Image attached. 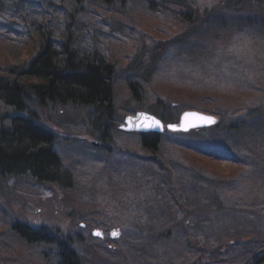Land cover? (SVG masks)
Here are the masks:
<instances>
[{
  "label": "trees",
  "instance_id": "trees-1",
  "mask_svg": "<svg viewBox=\"0 0 264 264\" xmlns=\"http://www.w3.org/2000/svg\"><path fill=\"white\" fill-rule=\"evenodd\" d=\"M58 1H49L61 21V28L53 32L52 17L48 18L45 12L24 16L20 8L5 7L6 0H0V7L6 9L3 15L12 20L22 19L27 28L31 25L29 29L35 35L30 59L17 65L0 62V180L16 178L22 182L28 177L35 183L51 186L54 195L50 199L55 204L64 195V190L72 189L68 158L64 150L55 145L57 135L40 120L39 113L48 105L89 106L92 132L100 146H104L99 151L102 155H105L107 138L111 133L120 134L119 125L130 111L143 109L155 114L164 124L178 122L180 108L184 106L221 117L227 106L241 105L246 116L185 132L166 128L162 134L125 132L134 145L143 150L141 155L125 148V162L120 158L111 160L115 171L117 167L120 170L128 167L126 176L120 180L112 177L104 187H96L93 182L85 184V192L79 191L76 203L65 205L60 201L64 211H76L79 217L87 220V226L91 224V218H100L102 212L107 222L102 221L101 226L105 229L113 223L132 225L138 233L136 241L131 239L120 245L117 240H110L117 244L108 249L107 241L98 238L88 242L85 237L79 243L71 234L57 232L50 226L34 227L17 219L9 221L2 214L0 264H105L101 255L110 256L111 264L118 258H122L118 264H155V257L165 251L173 253L172 260L165 264H264V229L260 224L264 219V156L257 160L251 149L252 142L258 143V138L264 137V104L259 100L264 92V32L258 24L261 20L264 22V17L255 7L256 2L264 0H225L224 12L213 14L199 9V0H147L141 9L145 13L144 19L133 15L127 17V12L136 13L138 8L132 6L123 14L113 7L112 0H63L69 4L68 9L57 7L54 3ZM83 4L91 9L82 10ZM95 7L99 9L101 28L91 23V18H96ZM104 13H115L110 19L115 25L112 30L106 31L107 26H103L110 24L104 16L108 14ZM117 15L123 18L120 22H116ZM154 17L161 23L155 27L161 26L159 29H163L166 37L155 39L153 34L141 33L140 26L150 28L154 25L143 21H153ZM251 23L254 26L248 27ZM11 26L10 22H0V34H7ZM131 28L137 29L135 34L141 42L131 55L132 64H127V67L134 66L133 70L124 76L130 91L129 100L120 103L115 96V80L127 67L120 69L106 57L110 46L103 38L116 37L126 44L137 35L126 33L124 39L114 33L125 29L131 32ZM165 53L171 54L168 64L173 68L161 74L158 62ZM164 77L170 85L191 89L190 93L204 88L213 94L222 92L226 95L223 99L231 103L235 101L232 95L237 90L234 89L248 95L242 97V103L237 99L233 103L236 105H222L221 102L214 103L222 96L214 97L208 93L197 97L173 90L165 94L157 88L151 92L149 86ZM202 130H209V133L199 132ZM194 137L204 142H193ZM176 142L207 159H231L242 166L234 179L220 176L226 181L220 194L203 192L214 208L231 211L234 216L232 230L212 227L211 220L204 231L198 230L196 221L200 214L197 212L202 206L207 209V201L198 198L195 185L207 183L220 190L222 183L208 170L200 169L203 172L191 176L195 185H189L195 193L189 191L182 200L178 194L184 195L181 184L185 178L167 172L176 171L182 162L189 166L192 163L174 151L178 149ZM90 175L99 177L98 172ZM243 177L248 182L249 179L257 180L261 187L249 185L246 188L244 182H238L240 178L244 180ZM167 179L175 182L167 183ZM162 181L165 188L160 190L158 182ZM238 189H241L240 193H237ZM57 191L60 194L57 195ZM95 192L104 196L105 205L93 202L94 209H91L89 199ZM232 192L241 198L234 196L232 199ZM35 201L36 205L42 201L48 205L53 203L36 198ZM167 204L178 209L182 219L173 223L163 216ZM242 205L249 209L246 215H241ZM112 207L113 212L107 213ZM95 209L100 215L97 212L90 214ZM6 237L15 242L13 249ZM28 243L37 250L27 253L24 247ZM95 256L101 260L96 261Z\"/></svg>",
  "mask_w": 264,
  "mask_h": 264
},
{
  "label": "rangeland",
  "instance_id": "rangeland-1",
  "mask_svg": "<svg viewBox=\"0 0 264 264\" xmlns=\"http://www.w3.org/2000/svg\"><path fill=\"white\" fill-rule=\"evenodd\" d=\"M50 0H6V5L5 7H9L11 9L13 8H20L24 16H33L38 13H46V16L52 17V22L51 26L53 27V32H56L57 29L61 28V21L58 16H56L54 13L56 10H53V6L51 5ZM112 5L115 8H118L121 10V13L126 14V11L131 10V7L133 6L134 9L138 8L136 10V13H132V11L127 12V17H130V15H133L132 17H141L144 19L142 15L145 13L141 12V9L146 6L147 0H112ZM256 2V1H254ZM57 7H62L65 9H68L67 7L69 4L66 1L60 0L57 3H54ZM226 4L225 0H199V9L202 10H207L208 12L211 11V13H222L223 7ZM83 9L84 11H87V9H91L88 7L86 4H83ZM5 7H0V22H10L12 24L11 28L9 29V32L7 34H0V62H6L10 63L12 62L13 64H19L23 60H28L30 59L31 53L34 51V45H33V38L35 37L34 33L30 31L29 28H31V25L29 28H27V24L24 23L22 19H17V20H12L11 18L3 15V11L6 10ZM94 7V6H93ZM255 7H257L260 12L261 16L264 17V1L261 3L256 2ZM95 11V16L96 18H91V23L92 25L99 26L102 25L101 20L99 16V9L98 7L94 8ZM108 15L106 16L105 19L107 20V23L109 25H103L107 26L105 27V30H112L114 28V24L110 20L111 14L112 16L115 14L113 13H104ZM55 15V16H54ZM171 15V14H169ZM116 18V22H120L123 18L119 15ZM120 17V18H119ZM54 18V19H53ZM150 19V18H149ZM156 17L153 18V21L147 20L143 22H151L154 23L152 27H146V26H140L141 33L148 35V34H153L155 39H159L161 37H166L162 31L159 29L161 26L157 29L155 26L158 24H161L159 21L157 22ZM262 21V20H261ZM259 21V26L263 29L262 31L264 32V22L261 23ZM255 22V21H254ZM124 24V23H123ZM245 24V23H244ZM138 26V25H136ZM254 26L252 23L248 25V27ZM256 26L255 28H257ZM101 28V27H100ZM254 28V27H253ZM152 29H156L158 34L153 33ZM18 30H21V33H19ZM258 31L260 29H257ZM137 32V29H132L131 32L128 29H125L123 32H118L115 31L114 34L124 38V36L127 34H132V35H137L135 34ZM11 36H9V35ZM150 37V36H149ZM104 42L108 41V45L110 46V51L108 55L106 54V57H110L111 60L114 61L116 67L118 68H123L127 67V64H132L133 59L132 54L134 53L133 51L136 49L137 45H140L141 39L137 35L135 38H130L129 42L126 44L121 41L122 39L118 38H112V37H106L104 36ZM125 39V38H124ZM110 40V41H109ZM112 42V43H110ZM127 44L130 45L129 49L127 48ZM150 45V42H148ZM148 50V49H147ZM171 54L165 53V55L162 57V59L158 62V65H160V72L161 74H165L167 70H171L173 68L172 65L168 64V60L170 59ZM134 66L127 67V70H124L123 72L121 71V74L119 75L120 77H117L115 80V89H116V100H118L120 103H123L125 99L129 100V93L130 91L127 88V83H126V78L124 77L130 70H133ZM170 74L171 72L168 71ZM168 78V77H167ZM162 78L161 81L157 80L154 81L153 84H151L150 90H154V88H157L158 90H162V93L165 94H170V91H175L176 93H179L181 95L188 94L189 96H197L199 97L200 95H203L205 93H208V95H214L216 96H222L218 97V100L215 99L214 103H222V105H236L233 104L238 100H242L245 98L248 93H245L241 91L240 89H234L237 90L232 96L234 97L235 101L234 102H229L225 98L226 95H223L222 92L217 91L215 94L206 92L205 88L204 90H194L193 93H190L189 90L185 88H180L176 87L173 85H170L168 82ZM264 83V82H263ZM238 87V86H237ZM232 90V89H231ZM160 92V93H161ZM255 95L254 93H251ZM186 97H188L186 95ZM243 97V98H242ZM259 100H263L261 104H264V92L263 94L259 96ZM226 101V102H225ZM243 100L240 102L242 103ZM175 106H178L177 104ZM190 107L184 106L180 108V114H182L185 110H193L189 109ZM225 108V107H224ZM226 113H224L221 117H219L217 114L214 115L213 117L216 118V123L217 122H225L228 123L230 121L237 120L238 118H243L245 115V110L241 105H238L237 107H230L227 106ZM197 110V109H195ZM137 111H140L137 110ZM199 111V110H198ZM133 112V111H130ZM201 112V111H200ZM91 108L89 106H81V105H72V104H67L65 103L64 105L60 104H54L52 106L48 105L46 108L41 111L40 114V120L44 122L50 130H52L57 136H56V142L55 145L59 148V150H64L65 156L68 158V163L70 164L71 167V186L72 189L66 191L64 190V195L61 197L60 196V201L65 202L64 204L66 205L69 202H77L75 201V198L79 197V191L84 193L85 184H90L91 182L94 183L96 187H101L105 186V183L107 182L108 179H111L112 177L117 178L120 180L122 177L126 176L127 171L125 172V169H128V167H125L124 169L120 170L117 167V170L115 171L114 165L111 160H116L120 158L122 159L123 162H125L124 159H126V153L125 148L133 150L136 153L143 154V150L138 147L137 145H134L135 142H133V139L127 136L125 132L130 133L129 131L124 130L123 128H120V134L116 133H111L107 139V143H105V155L100 154V147H104L103 145L100 146L99 144V139H96L94 133L92 132V127H91ZM210 114V113H208ZM129 115V114H127ZM126 115V116H127ZM124 118V117H123ZM123 123V122H121ZM120 123V124H121ZM215 123V124H216ZM214 125V124H212ZM211 125V126H212ZM208 127V126H206ZM124 131V132H122ZM199 132H203L204 134L209 133V130H202ZM197 137V136H196ZM194 137L193 142L201 141L200 139ZM196 138V139H195ZM258 143L252 142L253 147L251 148L254 150V155L255 158L260 159V157L264 156V137L258 138ZM103 144V141H101ZM204 142V141H201ZM98 143V144H95ZM176 146L178 147L174 149V151H178L180 157L183 156L184 158H189L188 161H191V165L189 166L187 163L182 162V166L179 168H176V171H171L167 172L168 174H181L185 178L184 183H182V188H183V194L184 195H179V197L182 200H185L186 194L192 192L190 188V184H194L195 182L193 181V178H191L192 174L195 172L197 173L200 169L203 170H208L209 173L214 174L218 182L220 181V190H217L216 188H211L210 186H207V183H200L198 185H195V192L198 193V198L200 197L203 199V201H207L208 198L204 197L203 195L205 191L212 192V193H217L220 194L222 191V188L225 187L223 179L220 178L224 176H229L236 178V176L239 175V173L242 171V166H239L238 164H234L231 159L229 160H224L222 158L218 159H210L204 157L201 153H197L195 151H192L189 147H184L180 143L176 142ZM203 146L206 144H202ZM200 145V146H202ZM250 150V152H252ZM62 152V151H60ZM99 152V154H98ZM246 156V155H245ZM245 159V157H244ZM197 162H195V161ZM110 162V163H108ZM99 173V177H92L90 174L91 173ZM113 172V173H112ZM203 172V171H199ZM209 175V174H208ZM242 178V177H241ZM239 179V183L245 184V187L248 188L249 185H257L258 187H261V184L258 183L257 180L255 179H249L244 180ZM221 179V180H220ZM216 180V181H217ZM186 181V182H185ZM173 183L175 180H168L167 183ZM160 185V190H163L165 188V184L162 182H158ZM77 189L75 188V186ZM42 186L44 188H42ZM50 187V188H48ZM43 185L41 183H35L33 179H29L28 177L22 180L19 179H3L0 180V218L1 215L4 214L6 217L5 219L9 221H14V220H22L24 222H28L32 224L34 227H38L39 225H44V226H50L54 229H56L57 232L61 231L64 232L68 235L71 234L72 238L76 240V242L82 243L85 239V237H88V242L93 241L94 238H98L99 236H95L93 234L92 230H100L103 232V237H99L98 239L100 241H107L106 248L109 249V247H114L115 244L121 243L120 245H125L126 243L130 242L131 239L133 241H136V237L138 238V233L136 229H133L132 225H124L120 226L117 224H111L109 225L108 229H105L104 227L101 226L102 221L107 222L106 219L103 217V212L101 213V217L94 219L91 218L89 221L91 224L86 225L85 218L79 217L75 212H66L63 210V204L62 202L54 203L50 198L54 195V191L51 189V186ZM210 188V190H209ZM202 192L200 193V191ZM190 191V192H189ZM192 192V193H195ZM241 189H238L237 193H240ZM60 194L59 191H57ZM236 197H240V195L236 194L235 192H232V199ZM107 197V196H106ZM35 198L38 200H47L53 202L52 204L48 205L46 204L45 201H42L40 205H36ZM103 198V200H101ZM57 202V201H56ZM93 202H98V204L105 205V198L104 196L98 195L97 192L93 194L92 197L89 199V205L92 207L91 209H94V204ZM207 206H205L207 209H204L202 206L197 213L200 214V218L196 221V226L198 227L199 231H204L206 227H208V220H211V225L212 227H219V230L226 231V230H232L233 228V218H232V213L228 209H221L217 210L216 208L213 207V204L209 201L206 202ZM243 206V207H242ZM241 206L242 213L241 215H245L248 213L249 209H246L244 205ZM62 209V210H61ZM96 210V209H95ZM99 213V211H91L90 214ZM107 213L113 212V207L112 209H108L106 211ZM88 213V211H87ZM241 213V212H240ZM137 214V213H136ZM147 211L145 212V216L147 215ZM151 216V215H150ZM163 216L166 218L170 219L173 223L178 222V220L182 219V216L179 215L178 209L173 207L172 205L167 204V208L163 212ZM234 217V216H233ZM139 218L145 219L144 217L139 215ZM134 221V220H133ZM189 223V222H187ZM263 225L264 229V219L263 222L260 223ZM2 224H0L1 228ZM124 227V228H123ZM212 227L210 229H212ZM235 227V226H234ZM114 231H120L119 235L117 237H111V233ZM90 234L91 237L88 235ZM80 235L81 237H78ZM1 237V236H0ZM8 238V237H6ZM5 238V239H6ZM108 238V240L106 239ZM9 239V238H8ZM10 242L8 243L9 247L12 249L14 248V241L13 239H9ZM110 240H117V242H112ZM20 242V241H18ZM17 244V243H16ZM21 244H24L21 243ZM31 244V243H30ZM1 248V246H0ZM27 251V253H32L34 248V245H26L24 247ZM37 250V249H35ZM102 258H105L104 261L105 264H111L110 262V256L106 257L105 255H101ZM173 253L171 251H165L164 253L159 254L158 256L155 257V264H165L169 263L172 260ZM122 258H118L116 260H113L114 264L119 261ZM95 260H101L99 259L98 256H95ZM2 264H6L5 262ZM13 264V263H10ZM122 264V263H120ZM149 264V262H148Z\"/></svg>",
  "mask_w": 264,
  "mask_h": 264
},
{
  "label": "water",
  "instance_id": "water-1",
  "mask_svg": "<svg viewBox=\"0 0 264 264\" xmlns=\"http://www.w3.org/2000/svg\"><path fill=\"white\" fill-rule=\"evenodd\" d=\"M186 113H194L197 114L195 116H185ZM200 117H212L214 122H208L206 120L201 119ZM124 123L120 125L126 131H137V132H162L163 130V123L160 119H158L152 113H148L146 111L140 110L135 114H130L125 117ZM159 122L156 124L155 122ZM216 122V118L209 115L199 112L197 110H187L181 115V121L179 124H168L167 128L169 130H189L195 127H206V125H212ZM175 126V127H170ZM95 236L103 237V232L100 230H92ZM99 233V234H97ZM116 233V234H114ZM120 231H114L111 233V237H117Z\"/></svg>",
  "mask_w": 264,
  "mask_h": 264
},
{
  "label": "snow or ice",
  "instance_id": "snow-or-ice-1",
  "mask_svg": "<svg viewBox=\"0 0 264 264\" xmlns=\"http://www.w3.org/2000/svg\"><path fill=\"white\" fill-rule=\"evenodd\" d=\"M195 115H197V114H194V113H186L185 114L186 117L187 116H195ZM200 118L203 119V120H206L208 122H214L212 117H200ZM155 123L158 124L159 122L157 121ZM170 127H175V126H170ZM97 234H99V233H97ZM114 234H116V233H114Z\"/></svg>",
  "mask_w": 264,
  "mask_h": 264
},
{
  "label": "flooded vegetation",
  "instance_id": "flooded-vegetation-1",
  "mask_svg": "<svg viewBox=\"0 0 264 264\" xmlns=\"http://www.w3.org/2000/svg\"><path fill=\"white\" fill-rule=\"evenodd\" d=\"M95 144H98V143H95Z\"/></svg>",
  "mask_w": 264,
  "mask_h": 264
}]
</instances>
